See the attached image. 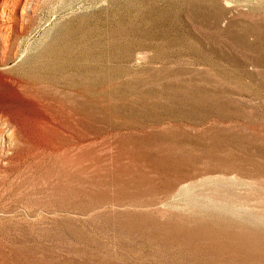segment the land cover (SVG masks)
Segmentation results:
<instances>
[{"label":"rangeland","instance_id":"1","mask_svg":"<svg viewBox=\"0 0 264 264\" xmlns=\"http://www.w3.org/2000/svg\"><path fill=\"white\" fill-rule=\"evenodd\" d=\"M94 1L0 0V264H168L127 212L264 233V0H135L179 41L125 68L117 113L87 95L83 115L65 83L43 95L13 72Z\"/></svg>","mask_w":264,"mask_h":264},{"label":"bare ground","instance_id":"2","mask_svg":"<svg viewBox=\"0 0 264 264\" xmlns=\"http://www.w3.org/2000/svg\"><path fill=\"white\" fill-rule=\"evenodd\" d=\"M169 16L166 10L145 12L135 0H110L108 7L98 12H85L66 21L41 53L31 58L22 56V64L13 75L18 83L43 95L52 96L49 89L65 83L82 98L78 107L83 115H87V95L92 103L117 113V78L127 71L125 68L142 61L144 50H152L154 60L164 59L168 49L179 41L171 38L166 28ZM174 24L176 31H183L178 23ZM69 98L72 100L71 95L66 96ZM170 210L157 214L127 212L117 218L121 222L125 219L124 226L129 221L130 228L140 230L146 245L163 249L162 253L171 259L168 264H264L263 232L235 227L230 216L220 212L205 215L195 210L192 213L197 214L189 218L179 208ZM171 248L175 249L173 253Z\"/></svg>","mask_w":264,"mask_h":264}]
</instances>
